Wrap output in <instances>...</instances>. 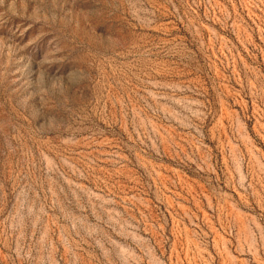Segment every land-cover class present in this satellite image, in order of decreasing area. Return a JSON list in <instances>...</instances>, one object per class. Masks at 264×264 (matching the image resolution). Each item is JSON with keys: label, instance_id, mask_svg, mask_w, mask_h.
<instances>
[{"label": "rangeland", "instance_id": "374dc122", "mask_svg": "<svg viewBox=\"0 0 264 264\" xmlns=\"http://www.w3.org/2000/svg\"><path fill=\"white\" fill-rule=\"evenodd\" d=\"M0 264H264V0H0Z\"/></svg>", "mask_w": 264, "mask_h": 264}]
</instances>
